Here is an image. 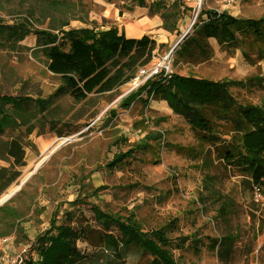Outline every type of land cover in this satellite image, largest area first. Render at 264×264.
Wrapping results in <instances>:
<instances>
[{"label":"rangeland","instance_id":"374dc122","mask_svg":"<svg viewBox=\"0 0 264 264\" xmlns=\"http://www.w3.org/2000/svg\"><path fill=\"white\" fill-rule=\"evenodd\" d=\"M74 1L63 14L38 0H0L1 22L22 20L34 7L30 30L46 29L59 38L52 46H39L30 31L13 49L0 48V95L37 90L42 97L52 94L54 100L43 112L34 103L26 111L32 144L20 174L0 192V237L12 238L0 250V264L19 256L23 248L22 264L37 258L34 240L61 221L73 200L82 202L79 207L89 220V206L94 205L131 214L145 230L175 222L170 236L174 242L185 237L184 247L174 250L181 264H264V191L251 188L244 176L197 143L188 123L166 100L151 97L144 104L146 89L141 90L150 80L146 75L164 62L167 73L157 70L162 76L176 72L219 81L258 76V84L228 90L236 101L264 103V60L252 66L240 50L232 56L213 50L212 59L197 64L173 55L200 10L259 18L264 17V0H182L188 9L178 22L179 34L153 28L103 56L76 51L59 29L117 25L121 14L132 9L128 0ZM68 17L67 26L50 28ZM62 53L68 56L65 61L53 59ZM69 67L75 71L67 86L58 76ZM141 70L145 73L138 77ZM129 96L132 99L124 104ZM143 137L150 138L147 144L152 147L137 149L120 165L107 166L114 154L135 147ZM174 147L193 149L181 153ZM13 185L17 189L8 196ZM133 254L128 253L126 264H132Z\"/></svg>","mask_w":264,"mask_h":264},{"label":"trees","instance_id":"16d2710c","mask_svg":"<svg viewBox=\"0 0 264 264\" xmlns=\"http://www.w3.org/2000/svg\"><path fill=\"white\" fill-rule=\"evenodd\" d=\"M38 2L63 14L75 5L74 0ZM127 5L129 9L146 7L149 14L160 17L164 30L176 33L178 22L188 9L182 0H170L168 3L163 0H128ZM31 9L22 20L14 19L10 24L0 21V48L13 49L30 31L36 36V45L52 46L59 41L58 34L49 30H30L34 7ZM68 19L70 17L59 24L53 23L50 28L67 26ZM191 29L174 51L175 60L187 64L209 61L214 56L209 38L215 39L219 50L227 56L240 50L245 61L252 66L264 60V17H234L225 11L202 9ZM59 31L62 37L70 39L73 49L92 56H103L111 48L131 41L115 24L102 30L87 27L78 31ZM67 58L62 53L53 59L63 62ZM86 69L90 71L92 67ZM74 71L69 67L67 72H61L58 80L69 86ZM258 83V76L219 81L175 72L168 76L158 75L142 86L141 90L146 89V98L142 102L146 104L150 96L166 100L172 112L188 123L197 143L208 146L206 151L213 152L217 159L244 176L251 188L264 191V103L255 104L246 99L236 101L228 90L230 86L246 88ZM38 94L34 90L23 91L15 97L0 95V133L10 137L6 152L13 159L9 167L0 168V192L20 174L19 168L25 165L27 148L32 144L28 138L32 128L27 123V108L34 103L37 110L43 112L54 102L52 94L43 97ZM131 99V96L126 98L124 104ZM222 134L229 135V138H223ZM148 139L143 137L135 147L114 154L107 166L120 165L137 149L152 147L147 144ZM174 148L181 153L193 149ZM80 204L82 202L77 200L70 202L61 221L51 224L36 237L32 246L38 257L29 260L30 264H126L129 252L135 255L132 264H181L174 250L184 247L185 237L175 238L174 242L170 233L176 227L175 222L145 230L131 214L113 213L94 205L89 206L93 215L89 220Z\"/></svg>","mask_w":264,"mask_h":264},{"label":"crops","instance_id":"0c3cea01","mask_svg":"<svg viewBox=\"0 0 264 264\" xmlns=\"http://www.w3.org/2000/svg\"><path fill=\"white\" fill-rule=\"evenodd\" d=\"M119 19L120 16L117 17V20ZM115 22L116 20L114 21V23ZM116 23L119 28L122 27L125 37L127 39H136L140 37L142 33L145 31H148L153 28H155L156 31H159L162 28V21L160 17L157 14H149L146 7H140V6L132 7L131 11L127 13L123 12L121 14V23L118 22ZM177 28H178V32H181L180 25H178ZM95 30H102V28ZM208 42L214 51L219 50L218 44L215 41V39L209 38ZM9 144H10V137L5 133H0V168L1 167L7 168L12 163L13 160L12 157L9 156L6 152L9 147ZM79 245L84 246L83 243H80Z\"/></svg>","mask_w":264,"mask_h":264},{"label":"built area","instance_id":"2783aa9c","mask_svg":"<svg viewBox=\"0 0 264 264\" xmlns=\"http://www.w3.org/2000/svg\"><path fill=\"white\" fill-rule=\"evenodd\" d=\"M197 1H198V3H199V2L202 1V0H197ZM181 39H182V38H181ZM178 44H179V43H178ZM178 44H177V45L175 44V46H178ZM170 55H171V54H169V55L163 57L162 60H165V59H166L168 56H170ZM159 67H160V68H164V69H165V73H167L166 71L168 70V66L165 65L164 62H159V64H157V65L155 66V68H154L150 73H148V74L146 75V78L150 77V79H153V78H155L156 76H158L159 73H160V72H157V70L159 69ZM144 73H145L144 70L139 71L138 77L144 75ZM164 75H165V74H164ZM138 77H137L136 79H138ZM134 83H135V82H134ZM149 98H151V96H150ZM9 243H12V238H11V236H3V237H0V250H3V248H4L7 244H9ZM25 252H26V248H23V249L21 250V253H20L19 256L13 257V258H11L10 260H9V259H8V260H5V262H6L7 264H22V260H23V257H22V256H23V254H24ZM33 259H36V258L33 256Z\"/></svg>","mask_w":264,"mask_h":264},{"label":"bare ground","instance_id":"6f19581e","mask_svg":"<svg viewBox=\"0 0 264 264\" xmlns=\"http://www.w3.org/2000/svg\"><path fill=\"white\" fill-rule=\"evenodd\" d=\"M59 141L60 142H63L64 141V138L59 139ZM28 173L29 172H26V174L22 177V180L24 178H26V176L28 175ZM16 189H17V186L16 185L11 186L10 189H9L8 194H12ZM6 197H7V195L3 196L2 199L6 198Z\"/></svg>","mask_w":264,"mask_h":264},{"label":"water","instance_id":"95a60500","mask_svg":"<svg viewBox=\"0 0 264 264\" xmlns=\"http://www.w3.org/2000/svg\"><path fill=\"white\" fill-rule=\"evenodd\" d=\"M185 34H186V32L183 34V36H184ZM183 36H181V38H182ZM181 38H180V39H181ZM178 43H179V41L176 43V45H177ZM9 195H10V194H8V196H9Z\"/></svg>","mask_w":264,"mask_h":264}]
</instances>
